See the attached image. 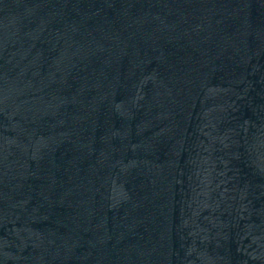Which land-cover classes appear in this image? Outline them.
<instances>
[{
  "label": "water",
  "instance_id": "1",
  "mask_svg": "<svg viewBox=\"0 0 264 264\" xmlns=\"http://www.w3.org/2000/svg\"><path fill=\"white\" fill-rule=\"evenodd\" d=\"M0 264H264V0H0Z\"/></svg>",
  "mask_w": 264,
  "mask_h": 264
}]
</instances>
